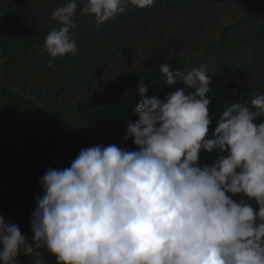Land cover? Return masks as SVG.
Wrapping results in <instances>:
<instances>
[{"label":"clouds","instance_id":"9594fccd","mask_svg":"<svg viewBox=\"0 0 264 264\" xmlns=\"http://www.w3.org/2000/svg\"><path fill=\"white\" fill-rule=\"evenodd\" d=\"M78 3L98 25L125 11L124 0H65L44 42L53 59L78 50L70 35ZM158 71L169 91L148 96L141 81L124 137L135 150L97 144L49 167L37 182L31 238L0 215V264L40 249L56 264H264V93L225 104L209 136L207 67L184 73L166 62ZM202 152L217 157L201 164Z\"/></svg>","mask_w":264,"mask_h":264},{"label":"trees","instance_id":"16d2710c","mask_svg":"<svg viewBox=\"0 0 264 264\" xmlns=\"http://www.w3.org/2000/svg\"><path fill=\"white\" fill-rule=\"evenodd\" d=\"M218 0H153L151 6L140 9L124 0L125 11L104 24L77 12L75 27L70 30L77 44L75 54L51 58L44 50L45 38L56 22L51 13L63 0H48L36 13L16 0L19 8L8 7L0 0V48L6 61L5 70H13V86L48 103L50 96L58 108L54 125L59 129L60 148L53 157L46 153L43 134L47 119H7L5 132L0 137V215L17 224L22 234L32 237L30 220L35 207L34 197L41 193L39 178L49 168H63L70 164L82 148L103 144L125 137L127 125L137 119L135 108L140 100V83L122 88L112 99L60 107L64 97L76 98L97 81L113 60L128 50L130 45L148 34L152 27L167 17L188 11L198 5H210ZM237 4H252L264 10V0H233ZM22 45L21 50L19 49ZM51 60V64H49ZM206 66L212 96L227 90L235 80H243L264 72V33L256 38H243L207 50L186 64L187 72ZM71 70L53 95L43 93L40 83L60 71ZM79 74V75H78ZM153 77L143 81L147 95L163 99L169 86ZM178 87V85L170 86ZM264 120V117L261 118ZM0 122L5 121L0 116ZM204 155L200 157L203 162ZM9 193L10 198L2 197ZM239 200L240 197H233ZM39 255L20 256L15 264H56L55 257L40 249Z\"/></svg>","mask_w":264,"mask_h":264},{"label":"rangeland","instance_id":"374dc122","mask_svg":"<svg viewBox=\"0 0 264 264\" xmlns=\"http://www.w3.org/2000/svg\"><path fill=\"white\" fill-rule=\"evenodd\" d=\"M16 0H6L8 7L19 8ZM24 6L36 11L48 0H18ZM60 2L59 5L63 4ZM80 4L78 3V10ZM264 33V10L252 4H237L233 0H218L210 5H198L188 11L173 14L152 27L151 31L134 42L126 52L117 56L102 76L93 82L76 98L64 97L59 103L60 107L84 104L96 100L112 99L122 88L153 77H161L158 65L169 63L176 71L187 73L186 64L207 50H215L220 45L233 43L243 38H256ZM20 44L19 49L21 50ZM6 61L1 56L0 48V116L5 121L0 122V137L5 132L7 119L13 121L17 117L23 119H47L43 137L45 139L46 153L53 157L55 150L61 146L59 129L54 125L53 112L58 108L53 105V99L42 103L37 96L14 87L12 82L14 73L11 69L6 71ZM71 70L60 71L58 74L42 81L40 89L43 93L51 90L50 94L58 91L67 78H73ZM79 75V74H78ZM177 85H181L179 78ZM264 93V72L243 80H235L224 92L213 97L209 105V112L213 115V123L209 128L211 136L217 112H221L225 104L233 102L249 103L256 95ZM115 143L135 150L131 140L125 142L123 136L115 137L101 145ZM201 164H211L217 153H204ZM2 197L10 198L9 193Z\"/></svg>","mask_w":264,"mask_h":264},{"label":"built area","instance_id":"2783aa9c","mask_svg":"<svg viewBox=\"0 0 264 264\" xmlns=\"http://www.w3.org/2000/svg\"><path fill=\"white\" fill-rule=\"evenodd\" d=\"M0 90H3V88L0 86Z\"/></svg>","mask_w":264,"mask_h":264}]
</instances>
